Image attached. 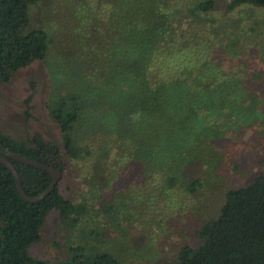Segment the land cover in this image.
<instances>
[{"label": "rangeland", "instance_id": "obj_1", "mask_svg": "<svg viewBox=\"0 0 264 264\" xmlns=\"http://www.w3.org/2000/svg\"><path fill=\"white\" fill-rule=\"evenodd\" d=\"M100 1L31 3L27 30L49 33L48 52L16 71L9 82H0L5 130L23 141L37 133L57 140L60 189L87 207L79 220L51 211L41 240L29 251L52 264L73 257L77 247L86 255L111 252L122 264H179L180 248L202 241L198 229L220 213L227 190L244 186L264 170V3L231 7L232 0H215L214 9L194 18L190 9L202 0H171L181 8L176 40L185 32L193 47L202 39L218 48L237 84L229 87L238 99H228L215 115L221 130L214 142L202 139L182 152V143H159L162 152H154L155 157L130 161V96L118 84L106 81L100 87L83 75V39L103 30L107 11ZM94 88L100 101L76 124L75 143L84 153L75 157L64 147L51 106L67 91L81 92L89 102ZM170 147L175 149L166 153ZM195 178L201 184L192 192L187 186Z\"/></svg>", "mask_w": 264, "mask_h": 264}, {"label": "trees", "instance_id": "obj_2", "mask_svg": "<svg viewBox=\"0 0 264 264\" xmlns=\"http://www.w3.org/2000/svg\"><path fill=\"white\" fill-rule=\"evenodd\" d=\"M36 1L0 0L1 81H10L17 70L46 57L49 33L43 28L27 30L30 4ZM100 2L107 11L103 13V30L83 39V75L100 87L106 81L118 84L120 91L130 96V161L155 157L154 152H162L159 143H182L178 148L182 152L185 145L204 142L202 139L214 142L221 130L215 115L228 106V99H238L229 87L237 84L228 76L221 51L211 49L202 39L193 47L185 32L179 42L176 40L181 8L171 0ZM215 2L193 4L190 14L201 17L215 8ZM238 3L264 0H232L231 7ZM90 92L89 102L81 92L67 91L51 106L64 147L75 157L84 153L75 143L76 124L100 101L94 97L95 88ZM41 144L39 152V143H20L0 124V151L19 170L26 193L33 197L50 185L52 175L22 159L34 158L63 170L57 163L59 144ZM85 152L90 153L88 149ZM200 184L198 178L192 179L187 189L195 192ZM53 210L65 219L79 220L87 207L66 197L59 183L45 198L27 201L10 169L0 162V264H52L32 255L29 248L41 240L43 225ZM198 235L202 238L199 244L180 248L179 264H264V170L244 186L228 189L220 213L205 220ZM74 250L73 257L54 264H122L111 252L86 255L80 247Z\"/></svg>", "mask_w": 264, "mask_h": 264}, {"label": "water", "instance_id": "obj_3", "mask_svg": "<svg viewBox=\"0 0 264 264\" xmlns=\"http://www.w3.org/2000/svg\"><path fill=\"white\" fill-rule=\"evenodd\" d=\"M0 161L3 162L10 169L12 174L14 175L17 188H18L19 192L21 193V195L27 201H31V202L41 200V199L45 198L49 193H51L55 189L57 184L59 183L61 176H62V170L58 167L49 165L45 162H42V161L34 159V158L22 159L23 162L30 164V165H33L37 168L43 169L45 171H48L52 175V181H51L50 185L43 192H41L39 195L33 197V196H30L29 194L26 193V191L23 187V183H22V179H21L19 170L9 160V158L6 157L4 155V153H2L1 151H0Z\"/></svg>", "mask_w": 264, "mask_h": 264}, {"label": "flooded vegetation", "instance_id": "obj_4", "mask_svg": "<svg viewBox=\"0 0 264 264\" xmlns=\"http://www.w3.org/2000/svg\"><path fill=\"white\" fill-rule=\"evenodd\" d=\"M18 71V70H17ZM14 74V73H13ZM0 82L1 83H4V82H9V81H1L0 80ZM0 124H1V127H2V130L5 132V133H7L8 135H10L6 130H5V128L3 127V120L1 119V117H0ZM62 133V132H61ZM12 138H14V139H16L18 142H20V143H39L40 144V146H39V148H38V151L40 152L41 151V147H42V144L41 143H58V141L57 140H55V139H52V138H49V137H47V136H44V135H40V134H36L34 137H32L30 140H25V141H23V140H20V139H17V138H15V137H13L12 135H10ZM64 143V142H63ZM33 145V144H32ZM33 146H35V145H33ZM60 146V145H59ZM61 149V148H60ZM6 156V155H5ZM7 157V156H6ZM10 160V159H9ZM61 158L60 159H58V161H57V163L58 164H60L61 165ZM11 161V160H10ZM1 162V161H0ZM42 162H45V161H42ZM1 163H3V162H1ZM45 163H47V162H45ZM4 164V163H3ZM47 164H49V163H47ZM5 165V164H4ZM49 165H51V164H49ZM6 166V165H5ZM52 166H55V165H52ZM7 167V166H6ZM55 167H57V166H55ZM8 168V167H7ZM58 168H60V167H58ZM61 169V168H60Z\"/></svg>", "mask_w": 264, "mask_h": 264}]
</instances>
